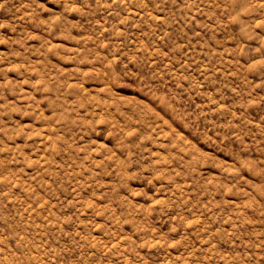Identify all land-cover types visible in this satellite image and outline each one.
I'll return each instance as SVG.
<instances>
[{
  "label": "rangeland",
  "instance_id": "374dc122",
  "mask_svg": "<svg viewBox=\"0 0 264 264\" xmlns=\"http://www.w3.org/2000/svg\"><path fill=\"white\" fill-rule=\"evenodd\" d=\"M0 264H264V0H0Z\"/></svg>",
  "mask_w": 264,
  "mask_h": 264
}]
</instances>
